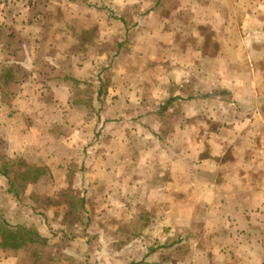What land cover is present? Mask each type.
Wrapping results in <instances>:
<instances>
[{
  "label": "crops",
  "instance_id": "obj_1",
  "mask_svg": "<svg viewBox=\"0 0 264 264\" xmlns=\"http://www.w3.org/2000/svg\"><path fill=\"white\" fill-rule=\"evenodd\" d=\"M97 3L105 6H96V0H0V47L3 44L8 46V51L0 48V66L19 65L28 72L30 78L31 75L34 76L20 84V90L12 99L10 106L6 107L4 104L0 88V137L7 142L10 157L21 158L31 166L46 163L52 153L64 146L57 133L53 131L50 112L58 113L63 106H67L71 113L87 111L85 105H76L71 82L76 80L81 85L93 83L96 88V98H93V102L96 106L102 107L95 117L89 119L91 121L88 126V123L84 122L85 118L79 120L77 126L80 128L81 123L82 127L84 126L83 131L86 127H93L94 140L89 144L91 156L83 164L84 169L88 170L86 176H90L85 179L84 184L95 187L96 199L100 201L98 207H102L101 204L108 197L111 199V194L121 192L120 197L124 198L125 191H130L132 187L140 189L138 184L142 183L139 180L151 179L143 170L142 166L146 164L151 165L153 170L160 163L163 170L167 167L178 171L175 169L177 168L175 163L162 159L167 155L162 151H154L151 155L144 152L140 157L135 154L140 161L133 162V152L136 153V150L133 146V132L128 130L132 128V124L127 122L126 114L128 112L129 119L132 120L133 113L128 110L133 109L126 102L131 101L132 94L141 93L138 90L129 94L135 86L146 87L148 83L160 82L161 89L157 92L160 95L159 103L162 104L164 101L165 105L170 98L186 95L178 91V94L170 93L169 96L166 94L162 98L164 89L170 86L181 88L183 83L189 81L190 68H200L202 75L198 77V81L207 87V93L212 96L210 98L205 95L202 98L197 96L196 99L187 102L189 107L195 102H201L204 106L205 103H210L226 110L232 107L230 111L234 112L233 106L237 102L243 106L256 104V108H259L260 104L255 103L251 92L253 93L255 89V69L264 65L263 59L258 58L264 57V0H120L119 3L116 0H98ZM39 6L42 11L37 10ZM106 7L112 10L117 18L122 15L131 17L126 18L124 24L128 35L132 33V39L130 37L129 43H126L128 44L126 50H121V46L113 49L109 47L111 50L98 61L95 68L88 66L82 68L79 57H76L77 52L94 48L95 41L101 42L104 39L93 36L92 46L89 44L84 46L83 43L80 44L79 37L72 33L71 26L80 25L85 31L98 28L103 32L107 28L106 24H109L108 21L112 20L104 16ZM8 33L12 35L5 39ZM110 42L109 39L107 43ZM136 52L139 56L134 55ZM139 59H144L141 67L138 65ZM103 63H106L108 68L98 67ZM103 69L107 71V80L101 79L96 82L90 79V74L97 73L99 76L104 72ZM180 75L181 82L177 81ZM121 77L132 79L129 90L125 89L122 93L117 90V87L122 90L119 82ZM183 89L186 90V87ZM231 94L234 97L232 104L229 105ZM121 102L124 114L120 115L117 112V118H114L111 106L116 107ZM164 113L161 109L154 119L157 128L153 121L154 116L152 118L141 116L145 130L152 134L157 133L158 136L157 129L165 128L161 124ZM197 116L191 112L192 123L188 124L184 134L191 132L193 127L203 124L202 121H197ZM220 119L227 121L228 118L221 116ZM119 127H122L123 131L118 129ZM78 128L75 131L84 134ZM122 136L123 143L119 142ZM155 144L158 149V140ZM142 145L148 147L147 144ZM45 153L47 154L40 160L34 159ZM262 164L263 162H258L253 165L251 173L257 172ZM185 169V172L189 169L187 163ZM163 175L165 176L162 172L159 177ZM155 176L152 177V181L158 179ZM161 187L164 191L163 184ZM86 199L89 216L93 220V226L91 224L87 232L96 235L99 232L96 228V219L102 213L96 214V210L91 209L92 200L88 194ZM142 199L143 197H140V200ZM253 200L262 203L263 194L253 196ZM127 205L129 209L136 208L129 203ZM141 208L146 211L148 205H143L139 209ZM211 211L218 213L213 206ZM135 213L140 215L142 212L135 210ZM192 221L191 228L195 231L200 229L199 222ZM245 221L247 227L255 226L251 224L249 217ZM261 224L264 227L263 221ZM144 241V238H139L127 242L120 250L125 251V254L130 252L129 256H125L129 260L134 249L144 245L145 248L149 247ZM214 245L211 244L212 247ZM236 245L239 252L251 254L250 264H264V257H260L252 247L242 244L241 241ZM262 245L264 246V243ZM0 253L4 257V252ZM157 255H160V252L156 251L148 259L136 260L135 263L158 264L160 262H157V258H154L156 261L152 260V257ZM213 256L221 258L219 254ZM3 257L1 261L5 260ZM240 260L247 264L246 258L240 257ZM114 261L113 264L117 263ZM122 262L132 264L133 260L128 263Z\"/></svg>",
  "mask_w": 264,
  "mask_h": 264
},
{
  "label": "rangeland",
  "instance_id": "obj_2",
  "mask_svg": "<svg viewBox=\"0 0 264 264\" xmlns=\"http://www.w3.org/2000/svg\"><path fill=\"white\" fill-rule=\"evenodd\" d=\"M97 2L98 0H96V6H105ZM116 2L119 3L120 0H116ZM37 10L42 11L41 7ZM104 10L106 19L111 18L112 20L109 19V24H106L107 28L103 32L98 28H90L89 31H85L80 25L71 26V31L79 37L80 44L86 39L85 43L91 45L93 36L96 38L103 37L104 39L101 42L95 41L96 46L94 48L77 52L76 57H79L80 67L82 68L87 66L95 68L98 61L115 47L121 46V50H126L128 45L126 43H129L128 40L132 36V33L128 35L124 24L126 18L131 19L130 16L122 15L117 18L112 10L107 7ZM122 20L123 22H121ZM10 31L9 28L8 32ZM10 35L12 33H8L5 39ZM125 37H128V39H125ZM109 39L111 42L107 43ZM3 47H7L6 51H8L6 44H3L0 48ZM137 53H134V55L139 56V53ZM258 58L259 60L263 59V62H261L264 64V57ZM64 60L66 61V58ZM143 60L139 59V67L142 66ZM106 65V63H103L98 67L108 68ZM259 67L255 69V89L253 93L251 92L255 103L260 104L259 108H256V104L243 106L236 102L233 106L234 112H231L232 107H228L226 110L224 107L221 108L219 105L210 103H205L206 106H204L201 102H195L189 107L188 103L179 101L169 108H164V101L162 104L159 103L160 95L157 93L161 89L159 87L160 82L157 84L148 83L146 87L141 85L137 88L135 86L134 89H131L129 94L138 90L141 92L132 94L131 101L126 102L133 109L128 110L133 113L132 120L129 119L128 112H126L127 122L132 124V128H128V130L133 132V146L136 150V153L133 152V162L140 161L137 157L143 156L144 152L151 155L154 151H162L167 154L162 159L165 162L169 160L175 163L177 165L175 169H178V171L167 167L163 170L160 163L158 167L154 166L155 170H153L151 165L146 164L142 166L144 172L150 175L151 179L156 175L155 177L158 178L156 181L149 178L141 179L139 181L142 185L138 184L140 189L132 187L130 191H125L124 194L127 200H125V197V199L120 197L121 192L111 194V199L108 197L101 204L102 207H98L100 201L98 202L96 199L95 187L84 184L85 179L90 176H86L88 170L87 168L84 169L83 164L91 156L89 144L94 140L93 127H86L83 131L84 126L82 127L81 123L80 128L77 126L82 118H85L84 122L88 123V126L89 121H91L89 119L95 117L102 106H96V103L93 102V98H96V88H94L93 83L78 85L75 83L76 80H73L71 84L76 96L74 101L77 103L76 105H85L84 107L88 110L71 113L67 106H63L58 113L50 112L53 119V131L57 133L65 147H60L52 153L46 163L37 164V166H49L53 176H44L40 183L30 186L27 191V198L35 204L37 210L43 211L54 221L51 227L44 225L41 221L33 227L41 233H50V248L45 250L46 264H55L54 261L59 258L66 261L69 257L74 258L77 262L87 264L93 262V264H113L114 259H116L114 262H117L114 264H125L121 261L128 263L132 260L133 262L144 260L151 248L160 252V255L152 257V260L155 261L154 258H157V262H160L158 264H244L241 262L240 257L246 258L247 264H250L252 262V259H249L251 254L239 252L236 244L240 241L242 244L252 247L260 257H264V246L262 245L264 241L259 242L261 240L259 234L264 231L263 224H261V221H264V205L262 206L264 201L258 203L253 200V196L260 194H263L264 197V65ZM190 70L188 83H183L181 88L171 86L166 89L163 88L162 98L166 94L168 96L170 93L178 94V91L184 92L182 93V95H186L184 98L192 96L193 99L190 101L196 99L197 96L202 98L205 95L210 98L212 95L207 93V87L198 81V77L202 75V70L200 71V68H190ZM106 75L107 71L104 70L99 76L97 73L90 74V79L96 82L101 79L107 80ZM260 76L261 81H259ZM32 77L34 78L33 75H31ZM31 78L28 75L26 79L31 80ZM181 78L180 75L177 81L181 82ZM130 80L132 79H129V77H121L119 82H121L122 90L118 87L117 90L121 93L125 89L129 90L132 85ZM1 86L0 83V88H2ZM183 87H186V90ZM4 89L13 92V96H16L20 90V85L11 84L5 86ZM13 96L8 98L3 96L6 107L10 106L12 99H14ZM244 96H246V93ZM233 97L231 94L229 105L232 104ZM85 101L89 104L84 103ZM122 103H119L116 107L111 106L114 118H117V112L120 115L124 114ZM184 108L187 109V118H183L178 114ZM161 109L165 112L161 118V124L165 128L161 130L158 128L156 132H159V134L157 136V133L152 134L150 131L145 130L140 117L145 115L152 118L154 116V121ZM191 112L198 115L197 121H202L203 124L193 127L191 132L188 131L187 134H184L188 129V124L192 123L190 120ZM221 116H227V121L221 120ZM154 124L157 128L156 121H154ZM76 128L81 129L84 134L77 133ZM118 129L123 131L122 127ZM190 134L192 135L190 136ZM123 138L124 136L120 137L119 142L123 143ZM0 140L6 146L4 152L10 160H23L10 157L7 142L2 137H0ZM157 140L158 149L157 144H155ZM143 143L147 144L148 147L145 148L142 145ZM163 144L167 145L165 149ZM138 148L140 151H137ZM175 149H182L183 154L180 151L177 153ZM46 154L38 155L34 159L40 160ZM135 154H137V157ZM62 162L70 165L69 170L72 175L69 179L58 168V163ZM258 162H263L262 166L257 172L251 173L252 166ZM186 163L189 166L187 171L189 174L185 172ZM192 163H199L198 168L204 171L209 170L210 176H207L205 182L194 183L192 181L190 174L193 170ZM214 163L217 164L218 171H214ZM82 165L83 168H81ZM160 169L161 171H159ZM162 172L165 176L159 177ZM217 178H220L221 181L218 182ZM162 184L164 185V191L161 187ZM0 189H4V182L2 181H0ZM66 190L68 193L71 190H77L80 195H85V197L88 194L92 200L90 202L91 209L94 208L96 214L102 213L97 219L93 218L96 219V228L99 230L96 235L90 231L87 232V236L85 235L83 230L85 218L77 219L75 228H67L69 233L75 234V241H70L67 236L62 237L56 233L63 226L59 223V217L56 216V212L61 211L58 203L63 201L62 197L58 199V194ZM140 197H143V199L140 200ZM127 203L136 208L129 209ZM11 204H13V201H11ZM143 205H148V210L139 209ZM212 206L218 213L211 211ZM135 210L141 211L142 215H136ZM161 215H165L167 218L162 220L160 219ZM184 215L190 217V219L184 217ZM248 217L251 224H255V226L247 227L245 219H248ZM36 218L38 217H34V219ZM192 220L199 222L200 229L195 231L191 228ZM72 223L74 222L72 221ZM27 224L31 225L30 221ZM137 235L139 238H144L149 247L145 248L146 245H144L145 247L134 249L131 258L128 260L125 256H129L130 252L125 254V251L121 252L120 249L127 242L139 239L136 237ZM252 242L253 245L251 246ZM211 244L215 245L212 247ZM160 245H166L167 248L162 249L159 247ZM0 254V259H2L3 254ZM214 254L215 256L219 254L222 259L214 257ZM3 259L6 261L0 260V264H33L27 252L4 253ZM65 263L67 264V262ZM154 263L156 264V262Z\"/></svg>",
  "mask_w": 264,
  "mask_h": 264
},
{
  "label": "trees",
  "instance_id": "obj_3",
  "mask_svg": "<svg viewBox=\"0 0 264 264\" xmlns=\"http://www.w3.org/2000/svg\"><path fill=\"white\" fill-rule=\"evenodd\" d=\"M68 29L70 30V28ZM85 40L86 39L83 40L84 46H86ZM1 49L4 50L6 47ZM28 75V72L19 65L0 66L2 96H5L6 98L13 96V92L5 91V86L11 84L20 85L26 81L25 79ZM75 83L81 85L78 82ZM191 99H193L192 96L187 98H171L164 105V108H169L171 105L173 106L177 101L187 103ZM186 110L187 109L184 108L180 110V113L178 114L183 118H187L188 113H186ZM166 146L167 145L163 144L164 149ZM5 147V144L0 140V181L4 182V189H0V251H3L4 253L27 252L30 255V261H32L33 264H46L47 257L45 250L50 248V233H41L38 229H33V227L40 221L47 226L52 225L54 221L53 218L45 214L43 211H40L39 209L37 210L35 204L30 202L27 198V191L30 186H35L44 176H53L51 168L49 166H31L23 160H10L4 152ZM176 150L177 153L180 151L183 154L182 149H175V151ZM69 166L70 165L65 162L58 163V168L61 170V173H64L67 179L72 175ZM199 166V163H192L193 170L190 174L194 183H200L201 181L205 182L207 176H210L209 170L204 171L203 169L198 168ZM213 166L215 167L214 171H218L217 164L214 163ZM217 181H221L220 178H217ZM60 197L63 199V201L58 203L61 207V211H57L56 216L59 217V223L63 226L59 228L56 233L60 234L62 237L67 236L70 241H75V234L69 233L67 228H75V221L79 218H85L83 230L87 236V231L93 220L89 216L88 203L85 195H80L77 190H71L69 193L66 190L58 194V199ZM11 201H13V204L10 205ZM36 216L38 218L34 219ZM166 218L167 216L165 215L160 216V219L162 220H165ZM29 221L31 225L27 224ZM72 221L74 223H72ZM263 234L264 231L259 234V236H261L259 242L264 241ZM136 237H138V235ZM250 245L252 246L253 242ZM159 247L162 249L167 248L166 245H160ZM156 251L157 250L154 248H151L144 260L154 255ZM54 262L55 264H66L65 262H67V264H87L77 262L72 257L67 258L66 261L59 258ZM142 263L143 262H133L132 264Z\"/></svg>",
  "mask_w": 264,
  "mask_h": 264
}]
</instances>
